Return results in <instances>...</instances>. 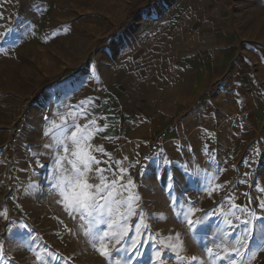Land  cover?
Wrapping results in <instances>:
<instances>
[{
	"label": "rangeland",
	"instance_id": "1",
	"mask_svg": "<svg viewBox=\"0 0 264 264\" xmlns=\"http://www.w3.org/2000/svg\"><path fill=\"white\" fill-rule=\"evenodd\" d=\"M148 2L0 0V264H228L242 221H264V0ZM76 124L90 182L139 197L107 258L84 234L107 225L54 186Z\"/></svg>",
	"mask_w": 264,
	"mask_h": 264
},
{
	"label": "snow or ice",
	"instance_id": "2",
	"mask_svg": "<svg viewBox=\"0 0 264 264\" xmlns=\"http://www.w3.org/2000/svg\"><path fill=\"white\" fill-rule=\"evenodd\" d=\"M91 123L95 124V121ZM91 136L92 132L89 131V125L81 126L76 124L71 135L66 140H57V146L62 148L64 155H57L55 158V167L59 174L56 176L54 186L58 189L61 196V200L58 202L63 204L64 210L73 219H75L74 214L78 213L82 220L88 219L89 223L95 220L98 224L107 225L106 230L93 231L90 227L84 233L90 238V242L96 251L107 258L112 254L108 246L109 242L115 240L118 245L124 236L128 234L130 229L128 217L136 214L132 205L134 200L139 199V197H129L127 200L118 199L117 197L121 196V193L116 187L117 180L113 179L110 183L105 182L102 176L103 169H95V172L100 175V183L94 184L90 182L91 177L89 174L93 172L92 165L100 163L89 151L91 145L88 141ZM67 141L71 142V146H69ZM96 151L103 152V148H97ZM65 161L70 165V169L64 167ZM40 167H43V165H40ZM120 171L124 172L125 170L121 168ZM128 185H132L131 179L128 180ZM120 187L125 188L126 186L120 185ZM168 188L171 190V183H169ZM204 190L209 191V194H211V191L216 189H209L205 186ZM174 202L176 201L174 200ZM122 207H126V211L122 212ZM232 207L235 208L237 206L233 204ZM261 207L264 208V202H261ZM196 211L199 210L189 208L187 212L182 210L180 213V215L184 216L189 226L201 223L202 218L196 221L191 219V216ZM105 216H107V219L103 218ZM256 221H261V218L255 216V214H252V219L242 221L245 225L244 234L240 239L236 240V244L232 247V252L235 253L239 260L229 258L228 264H251V261L256 257V251L250 249L248 243L250 239H258L260 242L259 249L264 250V221L255 223ZM228 223L231 225L230 221ZM141 226L148 227L143 224V214H141V223L136 225L138 234ZM254 233H258V236H254ZM177 239H179V236H177ZM132 247L136 248V241L133 242ZM170 247L175 251L178 247H182V244L170 245ZM0 251H2V246H0ZM208 252L211 254L212 250L208 249ZM157 256L159 257V253H157ZM245 256L248 257L247 260ZM177 259L183 260L184 258L180 257L177 252ZM191 259L196 260L197 257L194 256Z\"/></svg>",
	"mask_w": 264,
	"mask_h": 264
},
{
	"label": "trees",
	"instance_id": "3",
	"mask_svg": "<svg viewBox=\"0 0 264 264\" xmlns=\"http://www.w3.org/2000/svg\"><path fill=\"white\" fill-rule=\"evenodd\" d=\"M149 2V6H151V5H153V4H155L158 0H148Z\"/></svg>",
	"mask_w": 264,
	"mask_h": 264
}]
</instances>
